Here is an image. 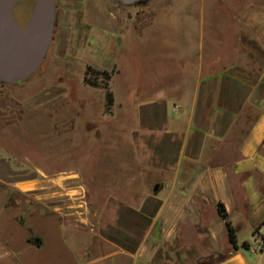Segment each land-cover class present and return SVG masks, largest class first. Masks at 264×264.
Instances as JSON below:
<instances>
[{
	"label": "crops",
	"instance_id": "obj_1",
	"mask_svg": "<svg viewBox=\"0 0 264 264\" xmlns=\"http://www.w3.org/2000/svg\"><path fill=\"white\" fill-rule=\"evenodd\" d=\"M222 2L202 7L212 22L226 13L218 57L191 61L182 49L168 89L169 77L144 72L157 94L143 103L132 131L137 167L126 169L139 198L114 195L96 209L86 182L24 171L0 147V264H160L165 250L181 261L199 254L194 264H264V244L254 249L264 230V0ZM81 192L88 206L77 218L68 199Z\"/></svg>",
	"mask_w": 264,
	"mask_h": 264
},
{
	"label": "rangeland",
	"instance_id": "obj_2",
	"mask_svg": "<svg viewBox=\"0 0 264 264\" xmlns=\"http://www.w3.org/2000/svg\"><path fill=\"white\" fill-rule=\"evenodd\" d=\"M211 3L224 4L148 0L124 6L115 0H55L53 36L40 67L20 84L0 83L1 153L24 171L34 165L55 180L86 182L84 190L96 209L114 195L139 198L142 192L128 185L132 174L126 169L137 167L132 131L141 130L143 103L157 94L147 90L150 77L157 82L169 77L168 89L176 78L175 55L182 49L188 50L191 61L201 54L219 56L229 38L227 17L221 10L210 21L202 7ZM31 5V0L19 2L14 14L25 16ZM210 42L215 45L208 46ZM87 66L107 71L109 78H94L91 73L95 85L85 83ZM104 85L113 95L110 106ZM134 177L138 185L139 178ZM87 196L83 192L69 196L70 204L77 202L69 207L74 210L71 216L85 215ZM177 254L165 250L156 261L194 264L199 255L189 252L181 261Z\"/></svg>",
	"mask_w": 264,
	"mask_h": 264
},
{
	"label": "water",
	"instance_id": "obj_3",
	"mask_svg": "<svg viewBox=\"0 0 264 264\" xmlns=\"http://www.w3.org/2000/svg\"><path fill=\"white\" fill-rule=\"evenodd\" d=\"M24 0H0V83L20 84L41 65L50 44L55 23V0H33L24 26L14 7ZM131 6L148 0H115ZM157 186L154 187L156 189Z\"/></svg>",
	"mask_w": 264,
	"mask_h": 264
},
{
	"label": "trees",
	"instance_id": "obj_4",
	"mask_svg": "<svg viewBox=\"0 0 264 264\" xmlns=\"http://www.w3.org/2000/svg\"><path fill=\"white\" fill-rule=\"evenodd\" d=\"M32 1V5H33V0ZM32 5H31V10H32ZM30 13L31 11L26 14L25 16H20L18 19L19 20H22L25 21V20H28L29 16H30ZM91 73L94 75V78L96 76H101L103 79H108L109 78V74L107 71H100V70H94L92 69L91 67L87 66L86 67V70L84 72V76H83V81L85 83H88L90 85H95L94 82L91 80L90 82V75ZM103 88L105 89V103L107 106H110L112 103H113V95H112V92L109 91L107 85H104ZM217 208H218V212H219V215L225 220V223H226V226H227V230H228V241L232 244L233 247L237 248V243H236V237H235V234H234V230L230 224V222L227 220V214L224 210V207L222 204H218L217 205ZM263 241H264V238H263ZM242 246H247V242H242L241 244Z\"/></svg>",
	"mask_w": 264,
	"mask_h": 264
},
{
	"label": "built area",
	"instance_id": "obj_5",
	"mask_svg": "<svg viewBox=\"0 0 264 264\" xmlns=\"http://www.w3.org/2000/svg\"><path fill=\"white\" fill-rule=\"evenodd\" d=\"M263 238H264V230L261 231V232H258L256 234V240H257V242H256L255 247H254V249L256 251H260L262 249L263 244H264Z\"/></svg>",
	"mask_w": 264,
	"mask_h": 264
},
{
	"label": "flooded vegetation",
	"instance_id": "obj_6",
	"mask_svg": "<svg viewBox=\"0 0 264 264\" xmlns=\"http://www.w3.org/2000/svg\"><path fill=\"white\" fill-rule=\"evenodd\" d=\"M14 15H15V14H14ZM15 17H16V15H15ZM16 20L18 21V23H19L21 26H24L25 23H26V21H27V20L23 21V19H22V20H19L17 17H16ZM53 30H54V29H53ZM52 36H53V34H52ZM51 40H52V38H51ZM50 42H51V41H50ZM49 45H50V44H49ZM48 48H49V46H48ZM47 50H48V49H47ZM46 53H47V51H46ZM46 53H45V55H46ZM44 57H45V56H44ZM43 60H44V59H43ZM42 62H43V61H42ZM39 67H40V66H39ZM39 67H38V68H39ZM38 68H37V69H38ZM36 71H37V70H36ZM36 71H35V72H36ZM35 72H34V73H35Z\"/></svg>",
	"mask_w": 264,
	"mask_h": 264
}]
</instances>
